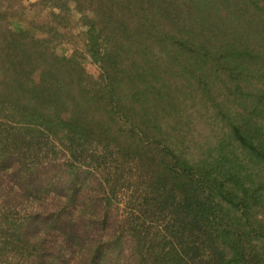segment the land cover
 Here are the masks:
<instances>
[{
  "label": "trees",
  "instance_id": "16d2710c",
  "mask_svg": "<svg viewBox=\"0 0 264 264\" xmlns=\"http://www.w3.org/2000/svg\"><path fill=\"white\" fill-rule=\"evenodd\" d=\"M0 264H264V0H0Z\"/></svg>",
  "mask_w": 264,
  "mask_h": 264
}]
</instances>
